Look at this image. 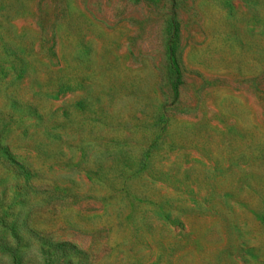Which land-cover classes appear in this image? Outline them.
Instances as JSON below:
<instances>
[{"label": "rangeland", "instance_id": "1", "mask_svg": "<svg viewBox=\"0 0 264 264\" xmlns=\"http://www.w3.org/2000/svg\"><path fill=\"white\" fill-rule=\"evenodd\" d=\"M0 146V264H264V0H0Z\"/></svg>", "mask_w": 264, "mask_h": 264}, {"label": "trees", "instance_id": "2", "mask_svg": "<svg viewBox=\"0 0 264 264\" xmlns=\"http://www.w3.org/2000/svg\"><path fill=\"white\" fill-rule=\"evenodd\" d=\"M172 1V0H171ZM165 35V45L164 54L166 59V68L169 78V84L174 97L178 96V89L181 85L180 80V69L177 60V50H178V35H179V24L175 18V15H171L165 23L164 27ZM3 148L0 146V156L9 160L3 153ZM13 238L16 242L21 241L22 237L18 233L13 234ZM54 248H49L48 250H41V256L44 257V264L48 262H53L56 259V254H60L65 260H68L72 264H88L86 263L87 255L84 251L78 250L75 246L69 243H57L53 245ZM13 262V264L20 263L21 251L18 247H7L5 250Z\"/></svg>", "mask_w": 264, "mask_h": 264}]
</instances>
